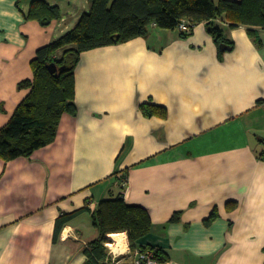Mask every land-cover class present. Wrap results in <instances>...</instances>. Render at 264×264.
<instances>
[{
  "label": "crops",
  "instance_id": "0c3cea01",
  "mask_svg": "<svg viewBox=\"0 0 264 264\" xmlns=\"http://www.w3.org/2000/svg\"><path fill=\"white\" fill-rule=\"evenodd\" d=\"M30 1L0 0V128L29 92L18 84L33 78L37 49L90 8L46 0L61 17L41 26L24 18ZM216 23L230 47L201 22L187 37L151 25L80 54L76 114L31 156L0 158V264H86L99 235L91 210L115 197L148 212L137 244L170 264H264V30ZM143 103L165 115H144ZM86 205L54 241L56 218ZM118 233L116 264H132Z\"/></svg>",
  "mask_w": 264,
  "mask_h": 264
},
{
  "label": "trees",
  "instance_id": "16d2710c",
  "mask_svg": "<svg viewBox=\"0 0 264 264\" xmlns=\"http://www.w3.org/2000/svg\"><path fill=\"white\" fill-rule=\"evenodd\" d=\"M90 8L83 12L76 24L60 37L41 46L30 61L32 79L21 81L20 88H28L26 97L17 105L9 121L0 128V158L9 161L29 157L55 138L58 123L64 113L76 114L74 70L80 54L98 47L116 45L140 36H146L151 25L162 29H177L182 19L192 28L204 22L214 41L230 47L216 23L224 19L229 25H245L250 33L264 30V0H89ZM61 17L60 8L46 0H31L26 20H35L41 26ZM189 33L179 31L181 37ZM61 55L57 56V51ZM224 50H219L220 54ZM55 62L57 70L51 73L48 65ZM57 75H54V74ZM144 115H165L162 106L143 103ZM86 206L70 213L60 214L55 221L56 241L65 223ZM93 224L99 235L90 240L83 252L86 264H100L106 257L105 243L110 233L126 232L130 252L136 248L155 249L160 260H166L160 249L140 246L137 241L151 228L148 212L137 205L126 204L122 197L100 200L91 210Z\"/></svg>",
  "mask_w": 264,
  "mask_h": 264
},
{
  "label": "built area",
  "instance_id": "2783aa9c",
  "mask_svg": "<svg viewBox=\"0 0 264 264\" xmlns=\"http://www.w3.org/2000/svg\"><path fill=\"white\" fill-rule=\"evenodd\" d=\"M177 29L182 32L189 33L192 30V26L187 19H182L177 26ZM121 184L125 185L126 180L125 178L121 179ZM111 242L114 244L115 240L110 238ZM108 246V244L106 243ZM131 262L132 264H170L167 260H160L155 255V249L149 248H136L133 252H130ZM118 256L115 255V252L112 251L111 247L110 250L102 261L103 264H116Z\"/></svg>",
  "mask_w": 264,
  "mask_h": 264
},
{
  "label": "bare ground",
  "instance_id": "6f19581e",
  "mask_svg": "<svg viewBox=\"0 0 264 264\" xmlns=\"http://www.w3.org/2000/svg\"><path fill=\"white\" fill-rule=\"evenodd\" d=\"M111 238L115 240V244L111 246L113 252H119L123 249H125L126 243L124 240V234L118 233V234H110Z\"/></svg>",
  "mask_w": 264,
  "mask_h": 264
},
{
  "label": "water",
  "instance_id": "95a60500",
  "mask_svg": "<svg viewBox=\"0 0 264 264\" xmlns=\"http://www.w3.org/2000/svg\"><path fill=\"white\" fill-rule=\"evenodd\" d=\"M225 46H221V48L223 49ZM48 70L51 72V73H54L56 70H57V66H56V63L55 62H51L49 65H48ZM54 75H57L56 73Z\"/></svg>",
  "mask_w": 264,
  "mask_h": 264
},
{
  "label": "rangeland",
  "instance_id": "374dc122",
  "mask_svg": "<svg viewBox=\"0 0 264 264\" xmlns=\"http://www.w3.org/2000/svg\"><path fill=\"white\" fill-rule=\"evenodd\" d=\"M109 236H110V234H109ZM111 238V237H110ZM107 244H108V246H107V249L108 250H110V247L112 246V245H114L112 242H111V240H109V242H107ZM112 249V248H111ZM113 251V250H112Z\"/></svg>",
  "mask_w": 264,
  "mask_h": 264
}]
</instances>
